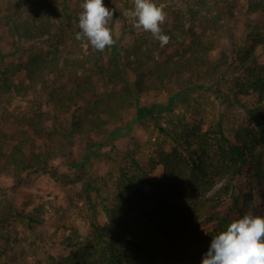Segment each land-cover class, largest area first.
I'll return each mask as SVG.
<instances>
[{
	"label": "trees",
	"instance_id": "1",
	"mask_svg": "<svg viewBox=\"0 0 264 264\" xmlns=\"http://www.w3.org/2000/svg\"><path fill=\"white\" fill-rule=\"evenodd\" d=\"M153 2L166 13L167 45L123 15L133 0H103L113 12L107 27L115 44L98 51L76 39L83 0H0V173L16 181L29 173L63 181L69 173L53 163L61 157L77 171L88 209L84 232L55 240L39 232L45 256L32 264H149L138 258L154 257L160 247L142 233L143 222L168 237L183 231L176 202L208 174L214 156L228 173L204 209L215 235L241 218L254 198L253 181L264 178L257 150L264 146V0ZM163 91V100L142 102ZM201 91L245 116L230 133L221 115L216 143L200 134L195 95ZM16 100L22 104L13 107ZM146 120L167 139L148 143L152 153L142 162L138 145L121 150L111 139ZM91 133L106 139L70 159L75 141ZM101 153L118 169L113 189L83 170ZM43 212L38 205L16 214L35 233Z\"/></svg>",
	"mask_w": 264,
	"mask_h": 264
},
{
	"label": "rangeland",
	"instance_id": "2",
	"mask_svg": "<svg viewBox=\"0 0 264 264\" xmlns=\"http://www.w3.org/2000/svg\"><path fill=\"white\" fill-rule=\"evenodd\" d=\"M114 31H119V23L114 25ZM260 52L264 53V49ZM218 50L213 51L216 57ZM166 92L143 100H163ZM198 97L200 111L202 113L203 127L200 134L206 139L216 143L217 119L225 117V130L233 131L240 120L245 119L242 109H224L213 95L208 91H201L195 95ZM241 97L248 104L254 102L252 96ZM22 104L13 102V107ZM180 111L179 108H176ZM227 111V112H226ZM133 113H129L125 119H130ZM160 119L159 122H163ZM124 124L120 127L124 131ZM105 135L91 133L89 137L83 136L71 146V158L77 159L82 154L84 147L90 142V149L99 145L98 142L105 141ZM167 136L158 129V125L149 120L134 123L129 126L128 131L119 137L111 139L115 147L121 150L133 149L138 145L137 156L146 162L151 155V148L148 143L163 141ZM261 160L264 165V146L257 144ZM119 158V157H118ZM57 169L69 173L63 181H55L49 174L29 173L23 174L22 179L16 181L10 173H0V264H32L35 258H44L45 248L40 243L38 233L50 237L52 240L59 239L73 232H84L88 228L87 203L82 197L83 183L80 182L77 171L62 162L61 157L54 161ZM214 166L209 169L205 176L198 178L194 185L190 186L188 196L177 201L179 212H182L180 223L183 231L174 237H168L162 232L152 228L143 222L141 231L147 237L158 242L160 251L156 256H144L138 258L149 264H201L202 256L207 252L211 238L216 235L212 233L205 221L204 209L211 200L213 194L219 189L228 177L223 164L214 156ZM87 176L100 178L99 181L108 183L113 189L115 179L118 176V169L112 159L105 154L92 156L91 164L83 169ZM84 176V175H83ZM255 186L254 198L245 206L241 218L245 214H252L264 217V199L259 191H264V178L253 181ZM42 205L44 209V223L37 225V231L32 232L26 219L17 215V210H31L33 207ZM99 207V206H97ZM127 251L135 255L133 250Z\"/></svg>",
	"mask_w": 264,
	"mask_h": 264
},
{
	"label": "clouds",
	"instance_id": "3",
	"mask_svg": "<svg viewBox=\"0 0 264 264\" xmlns=\"http://www.w3.org/2000/svg\"><path fill=\"white\" fill-rule=\"evenodd\" d=\"M134 7L123 15L135 21V27L150 32L161 47L167 45L170 37L163 33L161 25L166 20L163 8L153 0H133ZM83 11L79 14L78 27L81 30L76 39H87L98 51L115 44L107 27L113 12L105 7L103 0H83ZM201 264H264V217L245 214L233 220L214 238L204 254Z\"/></svg>",
	"mask_w": 264,
	"mask_h": 264
}]
</instances>
